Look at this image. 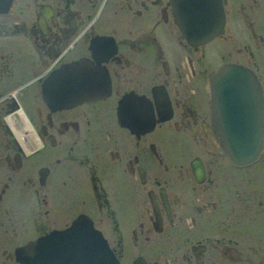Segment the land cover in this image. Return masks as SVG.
Masks as SVG:
<instances>
[{
  "label": "flooded vegetation",
  "instance_id": "1",
  "mask_svg": "<svg viewBox=\"0 0 264 264\" xmlns=\"http://www.w3.org/2000/svg\"><path fill=\"white\" fill-rule=\"evenodd\" d=\"M173 1L0 0V264L74 220L117 264H264V136L231 162L209 94L240 65L264 102V0L205 40Z\"/></svg>",
  "mask_w": 264,
  "mask_h": 264
},
{
  "label": "water",
  "instance_id": "2",
  "mask_svg": "<svg viewBox=\"0 0 264 264\" xmlns=\"http://www.w3.org/2000/svg\"><path fill=\"white\" fill-rule=\"evenodd\" d=\"M173 2L184 35L197 34L201 40L215 35L222 14L212 0ZM209 85L219 145L231 162L241 164L251 160L262 147L264 136V102L253 73L240 65H223L212 74ZM71 224L24 244L19 250V264H117L90 224L80 220Z\"/></svg>",
  "mask_w": 264,
  "mask_h": 264
},
{
  "label": "bare ground",
  "instance_id": "3",
  "mask_svg": "<svg viewBox=\"0 0 264 264\" xmlns=\"http://www.w3.org/2000/svg\"><path fill=\"white\" fill-rule=\"evenodd\" d=\"M260 88V87H259ZM142 259V258H141ZM143 260V259H142Z\"/></svg>",
  "mask_w": 264,
  "mask_h": 264
}]
</instances>
